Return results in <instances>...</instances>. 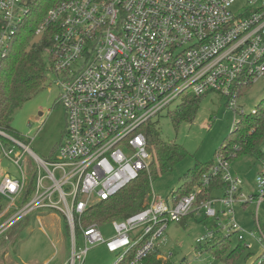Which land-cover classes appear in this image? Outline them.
I'll return each instance as SVG.
<instances>
[{"label": "built area", "instance_id": "2783aa9c", "mask_svg": "<svg viewBox=\"0 0 264 264\" xmlns=\"http://www.w3.org/2000/svg\"><path fill=\"white\" fill-rule=\"evenodd\" d=\"M33 3L0 0V69ZM45 32L53 34L51 71L66 129L55 155L43 160L0 128V138L12 144L7 149L0 140L2 153L19 169L0 183L6 202L0 205V236L35 213H49L65 223L71 245L66 264H85L95 245L116 254L113 264H147L169 224L196 213L215 222L197 240L198 254L205 253V243L237 238L247 251L251 241L259 247L251 264L264 261V161L248 193L219 154L203 186L220 176L228 185L224 193L198 205L202 188L177 203L153 192L142 211L110 221L114 235L107 239L92 213L149 174L152 156L142 129L175 102L178 108L191 97L219 95L234 112L232 132L241 116L256 114L247 113L240 100L264 81V0H57L35 35ZM26 152L33 160L31 177L24 169ZM252 204L255 232L248 233L237 212L245 215Z\"/></svg>", "mask_w": 264, "mask_h": 264}, {"label": "rangeland", "instance_id": "374dc122", "mask_svg": "<svg viewBox=\"0 0 264 264\" xmlns=\"http://www.w3.org/2000/svg\"><path fill=\"white\" fill-rule=\"evenodd\" d=\"M39 39L35 37L34 41ZM56 82L57 77L51 73L45 89L19 109L11 123L12 136L22 141L32 153L43 160L51 159L55 155L66 129V112L58 102L60 91ZM263 99L264 81H259L249 88L240 104L250 113ZM179 104L175 102L152 120L158 126L165 142L180 145L188 153V157L165 175L151 177V168L149 174L146 172L150 176L151 193L154 192L164 201H170L171 193L182 185L183 176L196 163L209 165L216 162L218 149L232 138L235 120L234 112L226 107V101L217 94H210L200 101L192 123L183 122L176 125L171 114ZM2 141L7 149L12 147L5 139ZM15 151L20 149L16 147ZM24 158L25 173L31 177L33 160L27 152ZM260 164L257 159L248 156L232 162V174L253 187L249 191L246 189L248 193L255 190V179ZM6 173L17 176L19 169L3 155L0 148V183ZM5 204L6 202L0 199V205L3 207ZM255 210L256 205L252 204L247 207L245 215L240 210L237 212L239 223L248 233L255 232L252 219ZM26 220L21 229L17 227L9 232L13 234L0 236V246L9 238L6 248H0V264H66L71 256V245L62 218L49 213H35ZM260 222L264 228V204L260 210ZM214 225V221L196 213L179 223L171 222L163 237L155 244L161 253V258L158 259L167 260L170 264H224L208 253L198 254L196 249L197 240L205 236L208 229ZM101 231L106 239L114 235L110 221L101 223ZM232 241V247L235 248L239 242L237 238ZM78 244L83 248L82 238L78 240ZM258 251L257 244L251 241V249L235 264H251L252 255H256ZM115 260L116 254L109 253L103 245H95L90 247L85 264H113Z\"/></svg>", "mask_w": 264, "mask_h": 264}, {"label": "trees", "instance_id": "16d2710c", "mask_svg": "<svg viewBox=\"0 0 264 264\" xmlns=\"http://www.w3.org/2000/svg\"><path fill=\"white\" fill-rule=\"evenodd\" d=\"M56 1L34 0L29 14L12 38L7 55L3 60L0 69V128L10 133L13 132L11 123L15 113L45 89L49 75L52 73L49 54L53 34L45 32L39 41L34 40L37 29ZM202 98L186 99L171 114L173 123L176 125L183 122L192 123ZM255 109V115L247 114L240 117L236 130L231 132V140L218 149L217 155L224 154L230 163L244 156L253 157L259 162L264 161V99ZM142 130L147 138L148 151L153 158L150 167L151 177L171 172L177 164L188 157V153L182 146L165 142L162 139L155 123L147 124ZM213 165L214 163H209V165L196 163L183 176L182 185L171 193L173 202L177 203L198 188H202V192L197 196L198 205L210 201L216 193H224L228 185L220 176L211 178L208 187L203 186V178L209 175ZM150 176L143 173L137 181L131 183L116 196L95 206L92 213L97 221L102 223L103 221L123 220L142 211L151 200ZM31 185L32 183L24 197L31 194ZM26 221L17 227L21 229ZM7 242L9 238L1 244L0 248H6ZM232 242L230 238H219L205 243L203 249L205 253L219 259L224 264H235L245 254L247 248L242 242L233 248ZM159 256H161L160 251L155 249L147 260V264H170L167 260L158 259ZM254 264H264V261Z\"/></svg>", "mask_w": 264, "mask_h": 264}, {"label": "crops", "instance_id": "0c3cea01", "mask_svg": "<svg viewBox=\"0 0 264 264\" xmlns=\"http://www.w3.org/2000/svg\"><path fill=\"white\" fill-rule=\"evenodd\" d=\"M259 173V171L257 172V174ZM252 186H250L248 183H247V187H246V189L249 191V190H252Z\"/></svg>", "mask_w": 264, "mask_h": 264}, {"label": "water", "instance_id": "95a60500", "mask_svg": "<svg viewBox=\"0 0 264 264\" xmlns=\"http://www.w3.org/2000/svg\"><path fill=\"white\" fill-rule=\"evenodd\" d=\"M184 262V261H183Z\"/></svg>", "mask_w": 264, "mask_h": 264}]
</instances>
